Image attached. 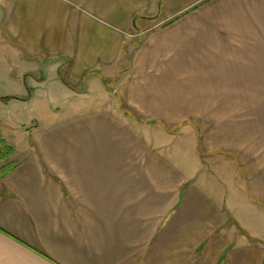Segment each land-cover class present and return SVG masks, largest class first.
Masks as SVG:
<instances>
[{"label": "crops", "instance_id": "crops-1", "mask_svg": "<svg viewBox=\"0 0 264 264\" xmlns=\"http://www.w3.org/2000/svg\"><path fill=\"white\" fill-rule=\"evenodd\" d=\"M162 1L0 0L19 76L82 106L8 156L0 264H264V0Z\"/></svg>", "mask_w": 264, "mask_h": 264}, {"label": "rangeland", "instance_id": "rangeland-1", "mask_svg": "<svg viewBox=\"0 0 264 264\" xmlns=\"http://www.w3.org/2000/svg\"><path fill=\"white\" fill-rule=\"evenodd\" d=\"M186 1L187 0H163L162 13L165 12V15H167L177 10ZM161 19L162 17L159 18V20ZM6 49L4 45L3 47L0 45V138L4 139L10 146L18 148L21 153L29 149V144L26 143V137H28V134L31 133L36 126L41 125L42 127L49 121H57L61 117L59 114L62 113H76L77 109H75V107L81 109L82 106H77L79 103L78 101H69L66 95L64 96V100L60 101V95L55 94L56 91L61 93L58 89V85L56 82L54 83L53 79L50 80L47 76L44 78V85L40 86L37 84L36 79L19 76L21 69L16 65L17 58L9 49ZM14 65H16V69L13 72V79L17 87H14L9 79L10 68L14 67ZM35 74L41 78L42 73L40 71H35ZM55 85H57V90ZM6 96L9 97L3 98ZM56 107H61L62 110H56ZM124 113L128 114L131 120H135L133 116H136L129 110H124ZM137 120L147 123L142 124L148 130L147 132H160L162 134L172 133L175 134L177 138L180 136L181 138L178 139H181V145L185 144L184 136L195 133V130L190 126H184L183 122L180 124H168L141 118ZM177 146L178 149H180L178 140ZM7 158L5 160L6 162H8ZM1 161L2 160H0V167L3 165ZM239 209L244 213L245 210L248 209V206L242 205ZM251 216L252 214L248 216L249 219L244 221L246 226L252 228L256 233L261 234V231H264V218ZM240 217L244 219L247 216L245 214L242 216L241 213ZM239 230L243 232L242 228Z\"/></svg>", "mask_w": 264, "mask_h": 264}, {"label": "trees", "instance_id": "trees-1", "mask_svg": "<svg viewBox=\"0 0 264 264\" xmlns=\"http://www.w3.org/2000/svg\"><path fill=\"white\" fill-rule=\"evenodd\" d=\"M9 96L3 97L8 98ZM15 152V148L7 144V142L0 138V160L5 163L0 167V180L9 174L15 167L14 163L6 162V158Z\"/></svg>", "mask_w": 264, "mask_h": 264}]
</instances>
